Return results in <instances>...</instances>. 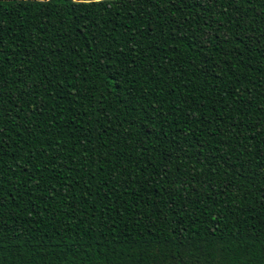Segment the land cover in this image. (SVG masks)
Here are the masks:
<instances>
[{
	"label": "trees",
	"instance_id": "1",
	"mask_svg": "<svg viewBox=\"0 0 264 264\" xmlns=\"http://www.w3.org/2000/svg\"><path fill=\"white\" fill-rule=\"evenodd\" d=\"M0 111L4 264H262L264 0H0Z\"/></svg>",
	"mask_w": 264,
	"mask_h": 264
},
{
	"label": "snow or ice",
	"instance_id": "2",
	"mask_svg": "<svg viewBox=\"0 0 264 264\" xmlns=\"http://www.w3.org/2000/svg\"><path fill=\"white\" fill-rule=\"evenodd\" d=\"M77 0H73V3H76ZM83 2L85 3H91L92 0H83ZM97 3H100L102 2V0H96ZM130 2V0H129ZM206 2H210V0H206ZM206 38L207 39H211V36L210 34H206ZM0 117H3V112L0 111ZM4 118H7V117H4ZM0 135H3V132L0 131ZM3 152V147L2 145H0V153ZM4 165L2 163V161H0V168H3ZM16 167H19V164L16 165ZM25 183H27V181H25ZM13 187H15V185H13ZM3 191V187H0V192ZM3 202H0V215H3V216H6L7 215V212L6 210L4 209V203L7 202V198L6 197H3ZM3 230V225H0V231ZM4 243H5V238L3 237V235H0V264H4V260H3V251H4ZM237 243H239V240H237ZM241 264H243V262H241ZM262 264H264V260H262Z\"/></svg>",
	"mask_w": 264,
	"mask_h": 264
}]
</instances>
